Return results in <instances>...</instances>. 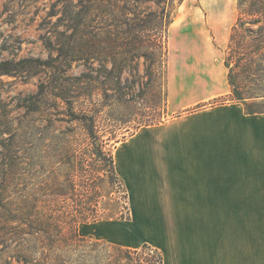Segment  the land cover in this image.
Segmentation results:
<instances>
[{"label":"rangeland","instance_id":"rangeland-1","mask_svg":"<svg viewBox=\"0 0 264 264\" xmlns=\"http://www.w3.org/2000/svg\"><path fill=\"white\" fill-rule=\"evenodd\" d=\"M97 1L99 10L90 0H0V61H30L9 76L0 74V239L2 219L13 220L17 210H75L84 203L100 221L80 224V236L113 244L112 225L131 215L110 156L140 128L167 119L170 64L177 70L188 64L189 84L198 80L202 95L207 93L213 82L205 70L207 55L226 59L238 14L236 0H194L192 12L201 21L193 26L190 20L178 23L189 0ZM170 21L167 35L161 28ZM82 73L105 155L89 143L90 125L75 120L78 107L76 116L67 106L57 107L59 97L77 96ZM234 99L231 92L212 104ZM36 106L40 114L32 112ZM69 176L74 187L67 184ZM136 259L160 264L153 253Z\"/></svg>","mask_w":264,"mask_h":264},{"label":"crops","instance_id":"crops-1","mask_svg":"<svg viewBox=\"0 0 264 264\" xmlns=\"http://www.w3.org/2000/svg\"><path fill=\"white\" fill-rule=\"evenodd\" d=\"M193 5L178 23L200 25ZM207 60L206 94L198 80L189 84L188 64H170L167 119L115 149L131 217L112 225L113 244H147L164 264H264V113L248 114L241 102L212 104L231 88L225 60L210 53Z\"/></svg>","mask_w":264,"mask_h":264},{"label":"trees","instance_id":"trees-1","mask_svg":"<svg viewBox=\"0 0 264 264\" xmlns=\"http://www.w3.org/2000/svg\"><path fill=\"white\" fill-rule=\"evenodd\" d=\"M184 1L182 0L181 3ZM236 1L237 20L232 27L225 59L228 82L235 102L243 103L248 114H261L264 113V0ZM90 3L94 4L96 10H99L100 4L97 0H90ZM171 24L172 21L167 22L166 28H161L167 35ZM130 38L131 35L128 37V46L133 43ZM158 45H160L159 40L156 41L155 47ZM143 47L148 51L151 46L146 43ZM167 54L168 47L166 48ZM83 60L84 58H82ZM35 62L36 66L42 65V61ZM29 63V60L0 61V74L9 76L21 68L28 67ZM86 77L87 74L82 73L78 78L77 96L59 97L57 107H62L61 104L67 106L70 111L72 110L71 112L74 114L72 116H76L73 108L78 107L80 116H76L75 120L83 126L90 125L88 141L97 147L95 150L100 155H105L102 151V144L98 143L100 138L97 139L94 131L97 113L87 93ZM72 98L74 100H71ZM260 102L263 107L256 109L255 105ZM32 112L40 114L42 109L36 106ZM154 124L157 122L148 125ZM109 163L113 169V176L125 188L116 172L114 156H110ZM67 184H70L71 187L75 186L73 176H69ZM60 197L71 200L68 196ZM98 198L97 196V200L92 206H97ZM127 198L128 193L126 194ZM82 205L83 207L75 210L47 212L22 211L20 209L11 213L14 217L13 220L2 219L0 254L4 255L0 259L1 264H143V261L136 257L146 252L157 254L159 263L164 264L162 254L147 244L140 249H130L100 242L91 237H81L78 231L80 224L100 221L96 209L87 208L84 203Z\"/></svg>","mask_w":264,"mask_h":264}]
</instances>
